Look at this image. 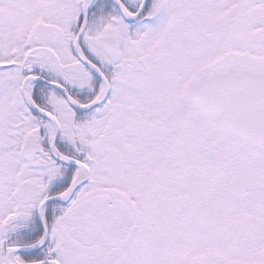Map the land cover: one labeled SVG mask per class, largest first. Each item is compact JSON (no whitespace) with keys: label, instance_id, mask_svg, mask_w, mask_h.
<instances>
[{"label":"snow or ice","instance_id":"1","mask_svg":"<svg viewBox=\"0 0 264 264\" xmlns=\"http://www.w3.org/2000/svg\"><path fill=\"white\" fill-rule=\"evenodd\" d=\"M0 264H264V0H0Z\"/></svg>","mask_w":264,"mask_h":264}]
</instances>
